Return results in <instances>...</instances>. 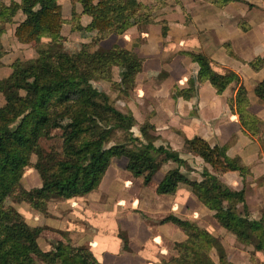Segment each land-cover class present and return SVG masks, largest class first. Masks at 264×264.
Instances as JSON below:
<instances>
[{
  "label": "trees",
  "instance_id": "16d2710c",
  "mask_svg": "<svg viewBox=\"0 0 264 264\" xmlns=\"http://www.w3.org/2000/svg\"><path fill=\"white\" fill-rule=\"evenodd\" d=\"M60 0H0V58L6 54L1 36L8 27L23 16L14 29L17 41L32 44L34 53L27 63L15 64L12 71L0 79V197L14 194L28 168L40 170L42 183L29 189L24 198L30 207L41 210L52 200H66L83 196L99 183L115 158L127 160L126 169L141 178L144 185L152 181L162 162L182 163L176 154L154 146L153 126L145 121L139 128L140 137L130 131L134 123L128 111H121L109 96L93 82L105 84L119 95L128 97L136 85L139 57L134 50L114 47L96 52L88 43L68 51L61 45L64 24L71 31L82 30L81 16L90 18L89 28L97 31L114 30L122 33L129 16L152 11L140 0H70L69 19L62 16ZM207 4L223 6L227 1L202 0ZM165 4L157 0L156 8ZM166 26L162 25V35ZM228 48V45H226ZM229 54H233L230 50ZM197 64L196 79L177 89L174 96L193 95L196 83L208 81L217 93L229 85L235 86L233 98L241 125L252 135L263 131L261 120L250 110L249 91L240 83L235 72L224 74L213 71L209 59L202 52H187ZM257 71L264 67V55L248 61ZM118 75V79L113 77ZM252 95L264 102V78L254 87ZM58 130L61 139V157L39 147L41 138H48ZM117 133L121 140L116 138ZM213 150L201 143L196 153L214 165ZM226 166L244 173L247 167L238 157L226 155L220 149ZM33 156L35 160H33ZM180 184H186L197 200L213 212L217 223L238 241L252 245L251 258L264 252V212L258 219L251 218L245 204L244 190H233L217 176L203 170L200 179L174 168L157 183V194H171ZM264 184V181L262 182ZM241 204L238 210L236 205ZM172 223L185 239L174 245L176 254L162 264H234L218 237L195 221L169 214L158 223ZM41 225H29L0 205V264H102L87 247L74 245L69 238L56 241L50 250H43L38 237ZM212 251L216 260L212 258Z\"/></svg>",
  "mask_w": 264,
  "mask_h": 264
},
{
  "label": "crops",
  "instance_id": "0c3cea01",
  "mask_svg": "<svg viewBox=\"0 0 264 264\" xmlns=\"http://www.w3.org/2000/svg\"><path fill=\"white\" fill-rule=\"evenodd\" d=\"M140 1L145 7L153 8L152 11L129 16L122 33L89 28L90 18L82 15V30L71 31L70 26L64 24L61 34L69 44L97 40L102 44L108 42L112 48L134 50L139 57L136 85L128 97L119 100L122 108L117 107L133 116L130 129L133 136L140 137L139 128L148 121L153 126L151 134L155 136L152 144L162 146L182 160L177 163L169 159L162 165L169 166L168 169L179 168L195 179H200L203 170H207L227 187L243 189L249 215L258 219L264 212V102L252 95V91L264 78V67L254 71L247 62L264 55V0L227 1L220 7L202 0H165L160 8H156L157 0ZM59 2L63 18L69 19L70 0ZM22 16L17 14V22ZM17 22L1 36L7 53L0 58V79L12 71L17 59L21 60L30 52L32 44L20 43L14 36ZM162 25L166 26L164 36ZM187 52L205 54L216 73L231 71L239 76L240 83L251 94L249 108L262 122L263 131L259 136L252 135L241 125L233 102L237 88L232 84L217 93L208 81L197 82L193 95L174 96L177 89L188 86L190 78L197 77L198 66ZM201 143L214 149V165L196 153ZM222 147L227 156L238 157L247 171L240 173L228 168L220 156ZM126 163L124 158L113 159L97 189L72 201V208L80 212L81 218L84 210L126 221L136 218L135 210L148 212L155 218L174 214L195 221L216 237H224L220 239L228 259L234 264H264V252H256L251 258L252 245L238 241L222 227L223 234L216 232L218 223L213 212L197 200L188 185H178L171 194H157L155 187L163 177L159 176L151 185V193L145 194V188L151 183L144 185L141 178L126 169ZM236 208L240 210L242 205ZM36 212L41 214L39 210ZM61 226L75 245L86 237L92 239L82 220L73 215L63 217L58 227ZM157 228L161 231L155 229L153 234L155 243L150 253L153 264H159L157 256L167 257V243L180 242L186 237L170 222L159 224ZM89 247H93V243ZM120 264L135 263L121 261Z\"/></svg>",
  "mask_w": 264,
  "mask_h": 264
},
{
  "label": "rangeland",
  "instance_id": "374dc122",
  "mask_svg": "<svg viewBox=\"0 0 264 264\" xmlns=\"http://www.w3.org/2000/svg\"><path fill=\"white\" fill-rule=\"evenodd\" d=\"M141 13L142 12L138 13L137 15ZM85 19L86 21H88V18L85 17ZM60 40L62 47L68 51L77 49L81 44L79 42L69 44L67 41H65V37L63 36V34H61ZM85 43H88L90 49L96 52L108 51L112 48L109 47L108 42L102 44L99 43L97 40H90L89 42ZM34 48L35 47H32L31 45L30 52L25 54L21 60L17 59V64H19V62H29L32 59ZM113 77L115 79H118L117 74H114ZM93 85L98 87L100 90L104 91L116 107L122 108V105L120 104L119 100L122 97L126 96L119 95L114 89H108L105 84H101L100 82L95 81L93 82ZM1 104L2 97L0 98V105ZM58 134L59 131L54 130L52 131V135L50 137L41 138L39 140V147H41L43 151H52L57 157H61V139ZM119 134L121 133H117L116 135ZM121 137L122 136L120 135L116 136L118 140H121ZM33 160H35L34 156ZM168 168L169 166L161 164L159 169L153 175L152 181L150 182L151 184H149L148 188H145V194L151 193V185L153 184V181H157L159 180L157 179L159 176L165 175L161 174L166 173V170H173V168ZM42 180L43 174L40 170L34 168L26 169L21 181L19 182L16 188L15 193L18 195V197L15 198L14 194H3L0 197V205L3 208L12 212L19 219L28 223L29 225H43L44 229L38 237L39 245L43 250H50L54 246L56 241H64L65 239L69 238L66 229L63 226H61V228H59L58 226L61 222V219L63 221V217L66 216V218H69V216L73 215L74 217L82 220V224L86 226V231L90 235H92V239L86 237L84 240L77 243V246L87 247L91 249L95 258L98 261L100 260L104 262L102 264H120L121 261H130L135 264H153V260L151 259L150 254L153 249V244L155 243V236L153 234L155 233V229H157L156 232L161 231L157 228V226L160 224L158 223V221L160 218H162L161 215L155 218L152 214H149L148 212H137V210H135L136 218L132 221H126L115 220L114 218L109 219L106 213L101 214L93 211L84 210L82 214L84 215V217L81 218L79 216L80 212L75 211L74 208H72L71 206L72 201L81 198V196H76L74 198L66 200L49 201L43 208H41V210H39L41 212V214H39L38 212H36L37 209H33L29 206L24 196L29 191V189L39 186L42 183ZM39 216L41 217L39 218ZM221 227L222 226L217 224L215 226V230L216 232L223 234V230H221ZM162 233L164 234L163 231ZM220 238L219 240L221 241ZM71 242L73 243V241ZM91 243H93V247H89V244ZM73 244L75 245V243ZM174 245L175 242L167 243V248L169 249L168 252L165 254L167 255V257L162 258L160 256H157L159 259V264H162L163 262L167 261L170 257L176 254ZM211 255L216 260V254L214 251H212ZM128 257L130 259H128ZM131 260H133L134 262ZM37 263L42 264L39 260H37Z\"/></svg>",
  "mask_w": 264,
  "mask_h": 264
}]
</instances>
